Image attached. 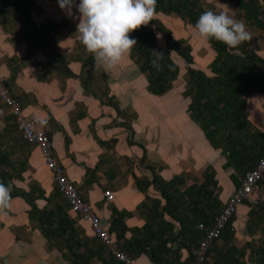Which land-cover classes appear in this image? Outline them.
<instances>
[{
    "label": "crops",
    "instance_id": "0c3cea01",
    "mask_svg": "<svg viewBox=\"0 0 264 264\" xmlns=\"http://www.w3.org/2000/svg\"><path fill=\"white\" fill-rule=\"evenodd\" d=\"M223 1L230 8L229 15H237L235 3ZM261 2L264 4V0ZM79 3L73 0L69 13L60 7L59 0H30L26 6L34 28L25 22L21 11L1 10L0 75L11 95L21 102L24 113L46 121L54 152L67 175L81 196L95 207L101 226L135 259V264H157L140 246L144 235L157 245L156 237L166 235L161 232L166 224L173 226L166 239L172 252L167 257L188 262L197 247L192 246L191 252L185 249L183 244L188 242L178 233L180 224L164 211L169 208L176 217L193 220L198 211L212 216L210 207L218 201V214L239 187L243 172L227 166L222 150L210 145L190 115L189 96L183 92H151L148 78L129 55L108 71L97 66L93 54H86L77 33ZM238 16L240 21L243 17ZM254 32L257 37L251 46L264 59V28L256 27ZM88 56L93 57V74L87 89L76 76L81 75ZM61 62L76 76L66 75ZM246 110L252 125L263 132L264 94L250 93ZM16 129L9 109L0 99V149L8 141L10 148L6 151L12 149L10 158L20 156L12 162L22 166H18L21 177L14 180L15 186L30 192L31 184H35L36 189H32L36 196L40 188L48 198L55 192L51 170L33 144L22 142L26 140ZM207 173L215 185L206 182ZM162 182L176 185L164 195ZM204 185L206 189L202 188ZM106 191L114 194L110 202L105 198ZM200 196L203 198L198 202ZM46 198L36 201L40 210L53 208L58 199L51 203ZM250 210L247 204L240 206L231 224L230 242L238 249L252 237L248 225L252 220ZM30 212L31 206L16 197L12 209L0 215V264H72V254L65 247L50 244ZM213 221L201 223L210 225ZM75 227L82 230L81 240L89 250L84 253L87 264H118L86 222L76 219ZM225 234L224 230L213 243L207 263L222 260L221 254L228 249ZM84 250L82 247L77 253Z\"/></svg>",
    "mask_w": 264,
    "mask_h": 264
},
{
    "label": "trees",
    "instance_id": "16d2710c",
    "mask_svg": "<svg viewBox=\"0 0 264 264\" xmlns=\"http://www.w3.org/2000/svg\"><path fill=\"white\" fill-rule=\"evenodd\" d=\"M206 1L208 0H157L156 12H161L165 15L174 14L183 22L194 27L200 15L204 11L209 10L206 6ZM224 1L235 3L238 9L237 14L244 18V23L254 27H261V29L264 28V4H262L261 0ZM26 4L30 5V0H0V11L8 9L21 11L25 22L34 28V23L29 19L30 11L27 9ZM260 14L262 15L260 16ZM151 22L163 35L164 46H160L157 43L154 30L148 25L130 33L131 38L137 41V45L133 47L130 53V58L148 78V89L159 95L170 91L178 78L180 69L179 64L170 56L171 52L173 51L181 57L186 63L184 74L186 88L183 94L191 98L189 105L190 115L202 128L210 145L215 149L219 148L222 150L221 153L226 156L227 166H232L245 174L247 170L258 163L259 158L264 153V131H259L258 128L252 125L246 110L247 97L250 93L259 91L264 94V59L251 47L238 46L237 48H229L223 42L210 39L207 42L215 55L204 69L197 68L192 65L194 57L191 53L190 44L184 38H175L172 32L161 22V19L155 18ZM35 32L38 33L36 29ZM35 37L38 40V37ZM236 49H240L241 53H234ZM158 57L159 59H157ZM154 60L157 61L159 67L153 66ZM83 62L80 76H76L67 66H64L65 62L60 64L62 65L61 67L64 66L66 75L80 77L88 89V83L89 80L91 81L93 74V57L88 56L87 60ZM206 68L209 72H206ZM22 142L26 143V141ZM4 143V149H0V181L7 184L20 178L19 173L21 170L17 174L14 172V163L10 158L12 149H8L7 152L6 149L10 148V146L7 144L8 141ZM1 145L0 142V147ZM20 169H22V166ZM206 182L215 185L210 173H207ZM262 182L264 185V179ZM161 185L163 194L168 195L166 192L176 184L175 182L164 184L162 182ZM32 188L36 189L35 184H31L30 192L18 189L14 184L13 199L20 197L31 206V217L37 219L40 231L45 234L48 242L51 241L50 244L56 247H65L68 253L72 254L74 258L72 264H79V262L87 264L88 259L84 253H88L89 250H87V244L81 240L84 237L82 230L79 227H75L76 219H80V217L76 216L74 219L71 216L69 205L66 202L63 205L59 204L60 202H56L53 208L45 207L40 210L36 201L46 198L45 191L38 188V196H36V192ZM202 188L206 189L205 185ZM60 195L55 186V192L46 199L52 203V200L59 198ZM201 198L203 197L200 196L198 198V202H201ZM218 203V201H215L213 207H210V211L213 212L212 216L205 215L206 213L203 211H198L197 216L193 220L186 218L187 221H184L185 219L182 217H176L174 211L169 210V208L164 211V214L168 213L175 217L180 224L178 233L188 242L187 245L183 244L187 251L191 252L192 246L194 248L197 247L201 232L196 226L201 222L208 223L215 218L218 212ZM235 217L227 225L225 236L222 235L228 249L221 254L222 260L216 259L214 264H221L222 262L225 264H264V208L251 207L250 217L253 223L249 226V229L252 237L240 249L230 242L233 240L231 224L234 222ZM165 226V230H161V232L166 235L160 238L156 237L157 245H152V238L144 235L146 238H144L140 250L146 252L150 259L157 264H188L190 260L180 263L178 259L170 260L167 257L172 252L166 246V239L171 233L173 226L168 224ZM256 231H258L260 236L254 238ZM80 235L83 237H80ZM82 247L85 250L78 254L77 251ZM101 247L99 246L97 249L99 253L101 252ZM131 247H134V245H131Z\"/></svg>",
    "mask_w": 264,
    "mask_h": 264
},
{
    "label": "clouds",
    "instance_id": "9594fccd",
    "mask_svg": "<svg viewBox=\"0 0 264 264\" xmlns=\"http://www.w3.org/2000/svg\"><path fill=\"white\" fill-rule=\"evenodd\" d=\"M59 3L62 9L71 13L73 0H59ZM218 6L221 8L219 12L206 10L200 15L194 25V36L204 40L215 39L229 48H237L250 41L252 36L246 25L229 15L228 5L220 3ZM156 7L157 0H80V22L77 26L80 42L87 52L93 54L98 67L105 71L113 69L137 45L130 33L153 21ZM153 66L159 67L157 61H153ZM36 119L41 124L46 123L39 116ZM14 184L15 181L7 184L0 181V215H6L13 207Z\"/></svg>",
    "mask_w": 264,
    "mask_h": 264
},
{
    "label": "built area",
    "instance_id": "2783aa9c",
    "mask_svg": "<svg viewBox=\"0 0 264 264\" xmlns=\"http://www.w3.org/2000/svg\"><path fill=\"white\" fill-rule=\"evenodd\" d=\"M0 99L9 109L21 137L38 149L44 165L51 170L55 186L69 205L70 213L79 216L81 220L89 225L93 236L118 264H135V259L119 246L107 229L101 226L100 217L96 213L95 207L81 196L75 183L67 175L54 152L49 129L46 125L39 123L36 117H28L24 113L21 102L11 95L1 75ZM263 179L264 153L259 158L258 163L242 175L239 187L226 201L224 207L215 216L214 221L210 225L199 223L196 226L201 232V240L188 264L207 263L208 253L212 249L213 243L220 238L229 222L238 214L240 206L247 204L255 208H264ZM104 195L109 202L114 199V194L111 191H106Z\"/></svg>",
    "mask_w": 264,
    "mask_h": 264
},
{
    "label": "rangeland",
    "instance_id": "374dc122",
    "mask_svg": "<svg viewBox=\"0 0 264 264\" xmlns=\"http://www.w3.org/2000/svg\"><path fill=\"white\" fill-rule=\"evenodd\" d=\"M217 1H218L219 4L220 3L222 4V0H217ZM205 3H206V6H207V8L209 10H213L215 12H219L221 10V8L218 6L219 4H216V0H208ZM232 14H233V12H232ZM237 16H238V14L234 15L232 17L234 19H236V20H239L237 18ZM155 18L161 19V22L172 32V34H173V36L175 38H184L187 41V43L190 44L191 53H192V55L194 57V63L192 64L194 67H197V68L200 67V66L201 67H205L206 64L213 59V57L215 55L214 51L211 49V47H210L209 43L207 42V40L198 39V38H196L194 36L193 33H194L195 29H194L193 26L183 22L178 16H176L174 14L173 15H165V14H163L161 12H156ZM240 21H242L243 23L245 22L243 18H241ZM246 24L248 25L247 30L250 32V34L252 36V39L250 41H246V42L242 43L239 46L251 47L252 48L251 43H252V40H253L254 36H256L255 35L256 32H254L256 30V27L251 26L248 23H246ZM24 26H26L25 23L22 25V28ZM148 26H150L154 30V33L156 35L157 43L160 46H164L165 45L164 37L161 34V32L155 27L154 23L150 22L148 24ZM234 53H238L239 54V53H241V51H240V49H236V52H234ZM86 54H89V52H87V50H86ZM171 54H172L171 56L174 59V61L179 64L180 69H179V73H178V78L174 82L173 87L170 90V94L171 95H179L180 92H184V90L186 88V81H185V76H184L185 71H186V63L175 52L172 51ZM129 56H130V54H129ZM206 72H209L207 68H206ZM95 76H96V74L92 78H95ZM101 87H102V85H101V82H100V89H101ZM186 97H188V96H186ZM173 98H174V96H173ZM17 157L20 159L19 155L18 156L13 155L11 157V160H13V158H15V160H16ZM14 172L16 174L19 172L18 166L15 165V163H14ZM57 202L65 203V200L60 195V197L57 199ZM256 208H258V207H256ZM254 220H255V218H254ZM252 223H253V221L251 220V222L248 223V225L250 226V225H252ZM255 233H256V235L254 236V238H257L258 236H260L258 231H256Z\"/></svg>",
    "mask_w": 264,
    "mask_h": 264
},
{
    "label": "bare ground",
    "instance_id": "6f19581e",
    "mask_svg": "<svg viewBox=\"0 0 264 264\" xmlns=\"http://www.w3.org/2000/svg\"><path fill=\"white\" fill-rule=\"evenodd\" d=\"M54 149V148H53ZM244 205V204H243Z\"/></svg>",
    "mask_w": 264,
    "mask_h": 264
}]
</instances>
